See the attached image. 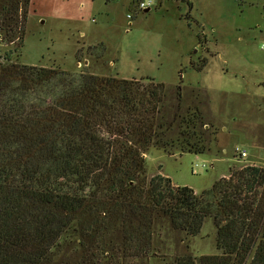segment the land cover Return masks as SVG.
Here are the masks:
<instances>
[{"label": "trees", "instance_id": "16d2710c", "mask_svg": "<svg viewBox=\"0 0 264 264\" xmlns=\"http://www.w3.org/2000/svg\"><path fill=\"white\" fill-rule=\"evenodd\" d=\"M31 1L0 0V45H15L0 54V264H148L159 233L208 218L219 253L173 264H264V166L200 193L149 178L152 149L206 153L217 128L181 85L91 71L104 49L84 69L14 61Z\"/></svg>", "mask_w": 264, "mask_h": 264}, {"label": "rangeland", "instance_id": "374dc122", "mask_svg": "<svg viewBox=\"0 0 264 264\" xmlns=\"http://www.w3.org/2000/svg\"><path fill=\"white\" fill-rule=\"evenodd\" d=\"M140 1L32 0L24 46L13 60L84 69L93 62L91 54L104 49L91 71L154 78L171 92L181 85L185 108L199 104L217 128V140L201 154L152 149L147 174L151 178L161 173L173 184L200 193L229 176L231 169L252 164L250 156L241 158L235 151L246 145L245 130L264 134V112L251 109L264 95V84H259L264 81V0H152L149 11L138 8ZM13 48L1 44L0 54ZM203 63L202 69L196 67ZM197 87L202 88L200 97ZM260 103L264 105V99ZM247 115L258 124L246 123ZM159 234L148 264H173L176 255L186 253H219L212 218L196 236Z\"/></svg>", "mask_w": 264, "mask_h": 264}, {"label": "crops", "instance_id": "0c3cea01", "mask_svg": "<svg viewBox=\"0 0 264 264\" xmlns=\"http://www.w3.org/2000/svg\"><path fill=\"white\" fill-rule=\"evenodd\" d=\"M261 84H264V81H261ZM252 96L256 97V94H253ZM259 101L254 103V106L251 107L254 108V110H257L259 112H264V105L260 103L261 100L264 99V95L259 96ZM248 117H245L246 123H254L258 124V121L251 120V116L247 115ZM251 125V124H249ZM259 126V125H258ZM257 127V126H256ZM264 128V125L262 126ZM261 128V129H262ZM244 130V128H243ZM263 130V129H262ZM244 139L243 142L246 144L242 148L246 149L248 151V156H250V160L252 161V164L255 165H261L264 164V134L259 131V133H247V131H244Z\"/></svg>", "mask_w": 264, "mask_h": 264}, {"label": "built area", "instance_id": "2783aa9c", "mask_svg": "<svg viewBox=\"0 0 264 264\" xmlns=\"http://www.w3.org/2000/svg\"><path fill=\"white\" fill-rule=\"evenodd\" d=\"M153 1L152 0H141L138 2V8L140 10H144L146 8H150L152 6ZM128 18H132V14H128ZM236 153L241 157V158H246L248 157V151L240 146H237L235 148Z\"/></svg>", "mask_w": 264, "mask_h": 264}, {"label": "water", "instance_id": "95a60500", "mask_svg": "<svg viewBox=\"0 0 264 264\" xmlns=\"http://www.w3.org/2000/svg\"><path fill=\"white\" fill-rule=\"evenodd\" d=\"M150 10V8H146V11H149Z\"/></svg>", "mask_w": 264, "mask_h": 264}]
</instances>
